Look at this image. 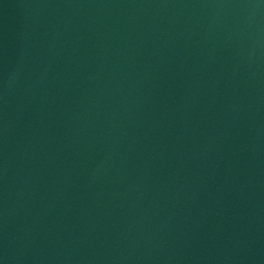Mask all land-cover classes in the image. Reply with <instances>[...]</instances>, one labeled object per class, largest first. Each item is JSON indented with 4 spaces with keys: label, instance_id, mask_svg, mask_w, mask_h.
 Wrapping results in <instances>:
<instances>
[{
    "label": "water",
    "instance_id": "95a60500",
    "mask_svg": "<svg viewBox=\"0 0 264 264\" xmlns=\"http://www.w3.org/2000/svg\"><path fill=\"white\" fill-rule=\"evenodd\" d=\"M0 264H264V0H0Z\"/></svg>",
    "mask_w": 264,
    "mask_h": 264
}]
</instances>
